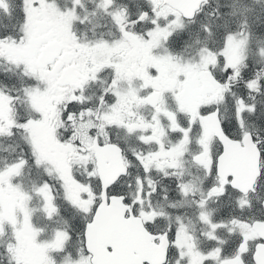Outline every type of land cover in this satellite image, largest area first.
Returning <instances> with one entry per match:
<instances>
[{"label": "snow or ice", "instance_id": "1", "mask_svg": "<svg viewBox=\"0 0 264 264\" xmlns=\"http://www.w3.org/2000/svg\"><path fill=\"white\" fill-rule=\"evenodd\" d=\"M0 264H264V0H0Z\"/></svg>", "mask_w": 264, "mask_h": 264}]
</instances>
